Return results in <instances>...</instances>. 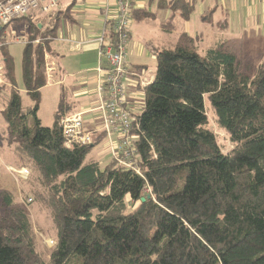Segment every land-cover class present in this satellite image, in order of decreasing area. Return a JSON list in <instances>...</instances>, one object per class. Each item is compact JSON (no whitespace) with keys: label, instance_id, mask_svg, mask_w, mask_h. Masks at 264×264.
I'll return each mask as SVG.
<instances>
[{"label":"trees","instance_id":"obj_1","mask_svg":"<svg viewBox=\"0 0 264 264\" xmlns=\"http://www.w3.org/2000/svg\"><path fill=\"white\" fill-rule=\"evenodd\" d=\"M169 4L186 17L191 11L186 0ZM69 7L15 20L27 31L25 105L12 59L2 55L6 43L0 48L2 141L33 174L25 194L47 205L56 230L45 259L26 210L0 191V264H264V56L248 73L222 42L198 51L186 32L154 49V77L132 123L134 154L128 165L112 156L102 166L87 158L97 139L66 145L62 99L51 126L38 116L46 55H55L50 42ZM135 12L132 21L153 16ZM206 101L229 135V152L206 127Z\"/></svg>","mask_w":264,"mask_h":264},{"label":"crops","instance_id":"obj_2","mask_svg":"<svg viewBox=\"0 0 264 264\" xmlns=\"http://www.w3.org/2000/svg\"><path fill=\"white\" fill-rule=\"evenodd\" d=\"M133 1L136 14L148 11L153 15L152 17L135 18L134 22L157 20L158 12L156 9H171L169 0ZM186 1L191 6L201 2L200 0ZM208 2L215 9H219L213 16L227 30L228 37L224 40L226 43L230 41L229 48L233 49L232 52L237 54L239 59L241 57V54L237 52L239 49L259 48L264 51V0H210ZM61 3L64 8L66 6L69 7V5L72 6L69 7L68 17L62 18L59 25L61 22L68 23L69 25H76L77 29L74 30L73 27L65 26L60 35H58L57 31L55 37L56 45L52 47L56 59L54 78L52 75L54 82H51L50 85H44V87L57 88L55 90L57 105H55L56 109L53 111L52 124L55 121V114L61 99L64 106L68 105V107H64L65 115L82 112L84 126L94 134L97 144L102 140L108 142L107 152L111 158L107 163L104 164L96 158L91 159L89 155L87 157L104 166L112 161V150L117 145L118 134L113 131L107 132L104 130L103 119L98 108L100 95L97 87L98 80L103 75V72L100 70L102 66L104 67V63L99 57V48L94 39L101 31L103 25L100 12L104 6H107L110 12H114L115 0H70L66 4L61 0ZM177 11L179 12V10L171 9L168 13L164 12L162 16L163 21L160 23V26H156L159 29L158 32H165V35L160 36V39L152 40L145 38L142 41H132L130 38L125 59V64L128 67L126 91L128 95V107L133 116H136L142 110L144 106V89L148 85L147 82L153 80L154 77L155 63L151 64L149 62V59L154 62L156 60L153 50L160 46L170 45L177 38L175 33L173 41L171 37L168 39L167 34H169V29L166 28L167 25H170V27H172L171 25H175L174 19L176 18L175 12ZM169 17L171 18L169 19ZM79 42L83 43L79 45V48L75 47ZM65 43L68 44L70 52H80V69L76 74H70L63 69L57 56V53H60V57H63L62 53ZM151 46L152 49H150ZM144 48L149 51L150 57L143 54L146 52ZM263 56L264 52H262L260 57L262 58ZM2 119L1 127L3 130L5 128L3 115Z\"/></svg>","mask_w":264,"mask_h":264},{"label":"rangeland","instance_id":"obj_3","mask_svg":"<svg viewBox=\"0 0 264 264\" xmlns=\"http://www.w3.org/2000/svg\"><path fill=\"white\" fill-rule=\"evenodd\" d=\"M69 1L70 0H63V3L66 4ZM200 1V3H196V5L193 4V6H191V11L188 17H186L182 13L179 14L178 11L175 12V25H171L172 27H170V25L166 26V28L169 29V34H167L168 39H170L171 37L173 41L175 39V33L176 36H178L181 32H186L196 38L195 41L198 51H203L206 47L210 45L212 46L218 42H222V45L224 47L232 51L233 49L229 48L230 41L226 43L224 40L226 37H228L227 30L225 29V27H223L222 24L217 22V20L213 16V14L217 13L219 9H215L213 6H211V3L208 2L210 0ZM170 10V8L156 9V11L158 12L157 20L155 19L142 22L132 21L129 26L131 40L142 41L145 38L152 40L160 39L163 35H165V32H158L159 29H157L156 26H160V23L163 21L162 16L164 12L168 13ZM170 18L171 17H169V19ZM40 19L42 20L43 17H40ZM14 23L15 22L5 27L7 44L2 48V55L4 54V52H6L7 54H9L8 56H10L12 59L11 64L13 67L14 81L17 89L21 94L23 104L25 105V103L29 102V98L24 90V84L22 79L21 63L25 43L18 40H21L23 38L27 39V31L25 29H20V26ZM65 26L73 27L74 30L77 29L76 25H69L68 23L65 24L61 22L57 30L58 35L61 34V31ZM50 44L52 47L55 46L56 40L53 39ZM144 50L146 52H144L143 54L147 57H150L151 55L149 51H147V49L145 48ZM237 52L241 54L239 61L242 70L248 71V73H252L255 67L259 64L261 60L260 55L264 51L259 48H246L239 49ZM47 54L49 55V60L51 59L52 63H54V71H50L47 74L46 85H50L51 82H54V80H52V75L54 78L56 70V59L55 55L53 56L51 53ZM57 56L60 59V64L63 69L68 71L70 74L78 73L80 69V52H70L68 50V44L65 43L62 53L63 57H60V53H57ZM149 62L151 64L155 63L150 59ZM8 84L9 82L6 85ZM51 88L52 87H43L41 90L42 99L38 109V116L41 120L42 125L44 126H51L53 122V111L56 109L55 105H57L55 95V90L57 88ZM2 104L3 101L0 99V110L2 109ZM206 115V127L215 135L221 150L224 153L229 152L232 149L233 144L230 141L228 133L219 126L217 122V117L208 101H206ZM2 120V114L0 112V126H2ZM1 135L2 133L0 131V191L6 190L12 193L14 196L15 205L23 207L26 210L32 225V231L36 243V250L38 251V253H40L42 257L47 259L49 257L48 255L50 251L56 244V230L53 223L51 210L47 207L44 202L27 200L28 196H26L25 193L29 189L28 182L30 181L28 180L32 179L33 174L29 172L30 175L28 174V177L26 176L22 178L17 173L13 172L12 169H20L17 165L18 161H16L14 152L12 153V146H9L7 143L2 141ZM107 145L108 142H105L104 140H102L99 144L94 145L89 153V157L91 159L96 158L104 164L107 163L111 158V156H109L107 152ZM35 187H37V185ZM43 200L45 202L47 201V199Z\"/></svg>","mask_w":264,"mask_h":264},{"label":"built area","instance_id":"obj_4","mask_svg":"<svg viewBox=\"0 0 264 264\" xmlns=\"http://www.w3.org/2000/svg\"><path fill=\"white\" fill-rule=\"evenodd\" d=\"M61 8V0H0V48L4 43L7 44L5 35L7 25L27 15L45 19ZM133 10V0H115L114 12H110V9L104 6L100 12L103 21L102 29L94 39L99 48V57L106 61V66H102L100 70L103 75L98 80L97 89L100 95L98 108L103 119L104 130L118 134V142L113 147L112 153L116 161L123 165L129 164L130 155L135 151L133 145L135 134L132 132L135 116L128 107L126 91L128 67L125 64ZM18 41L28 42L25 38ZM34 42H39V39ZM82 43L79 42L75 47L79 48ZM53 66L54 63L51 59L49 60V55H46L47 74L54 71ZM150 81L147 83L149 84ZM4 83V64L0 56V86ZM82 116V112H75L59 119L68 147L74 144L90 145L94 141V134L85 128ZM12 170L22 178L29 174V169L26 167ZM27 200L31 201V198Z\"/></svg>","mask_w":264,"mask_h":264},{"label":"water","instance_id":"obj_5","mask_svg":"<svg viewBox=\"0 0 264 264\" xmlns=\"http://www.w3.org/2000/svg\"><path fill=\"white\" fill-rule=\"evenodd\" d=\"M151 82H152V80L150 81V83H151ZM141 200L143 201V200H144V198L142 197V198H141Z\"/></svg>","mask_w":264,"mask_h":264}]
</instances>
